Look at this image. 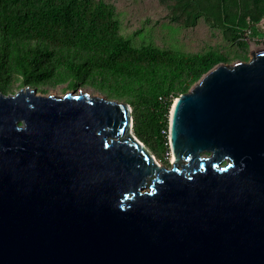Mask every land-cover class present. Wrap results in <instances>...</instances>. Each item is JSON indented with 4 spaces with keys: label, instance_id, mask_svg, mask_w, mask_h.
Masks as SVG:
<instances>
[{
    "label": "water",
    "instance_id": "95a60500",
    "mask_svg": "<svg viewBox=\"0 0 264 264\" xmlns=\"http://www.w3.org/2000/svg\"><path fill=\"white\" fill-rule=\"evenodd\" d=\"M172 102L159 163L127 102L0 91V264H264V46Z\"/></svg>",
    "mask_w": 264,
    "mask_h": 264
},
{
    "label": "trees",
    "instance_id": "16d2710c",
    "mask_svg": "<svg viewBox=\"0 0 264 264\" xmlns=\"http://www.w3.org/2000/svg\"><path fill=\"white\" fill-rule=\"evenodd\" d=\"M236 41L247 24L264 14V0H177ZM200 3V4H199ZM199 5V6H198ZM91 0H0V91L42 83L51 88H92L127 102L133 133L153 153H169L168 116L173 100L217 58L208 51L168 52L135 48Z\"/></svg>",
    "mask_w": 264,
    "mask_h": 264
},
{
    "label": "rangeland",
    "instance_id": "374dc122",
    "mask_svg": "<svg viewBox=\"0 0 264 264\" xmlns=\"http://www.w3.org/2000/svg\"><path fill=\"white\" fill-rule=\"evenodd\" d=\"M176 1L91 0V6H100L103 16H111L116 22L117 31L130 38L135 48L150 45L168 52L198 53L208 51L215 58L225 56L227 60L223 61L224 63H232L237 59L248 60L250 50L260 46L259 43L252 44L254 36L259 35L255 27L251 26L252 23L247 24V27L242 29L243 34L239 35L236 41H227L223 37V32L213 27L204 16L198 15L193 21L192 17L195 12L193 13L188 9L182 12L181 8L177 7ZM247 29L250 30L248 33H246ZM14 84L10 92L6 94L14 93L20 89L16 88V83ZM65 85L61 84L51 88L40 83V87H47L46 91L38 90L37 86L29 85V87L33 88L35 93L39 95L49 92L62 95L66 91L73 90L63 89ZM78 89H88V87ZM91 91L95 93L92 88ZM166 154H163V157L157 154L153 155L159 163L169 166L172 161V154Z\"/></svg>",
    "mask_w": 264,
    "mask_h": 264
},
{
    "label": "crops",
    "instance_id": "0c3cea01",
    "mask_svg": "<svg viewBox=\"0 0 264 264\" xmlns=\"http://www.w3.org/2000/svg\"><path fill=\"white\" fill-rule=\"evenodd\" d=\"M251 26L255 27L256 31L259 32V35L254 36L255 38L252 40V44H257L260 36L264 34V14L259 20L252 23Z\"/></svg>",
    "mask_w": 264,
    "mask_h": 264
},
{
    "label": "built area",
    "instance_id": "2783aa9c",
    "mask_svg": "<svg viewBox=\"0 0 264 264\" xmlns=\"http://www.w3.org/2000/svg\"><path fill=\"white\" fill-rule=\"evenodd\" d=\"M249 31H250V30L247 29V30H246V33H248ZM258 43H259V45H260L261 47L264 46V34L260 36V38H259V40H258ZM169 155H170V151H169Z\"/></svg>",
    "mask_w": 264,
    "mask_h": 264
},
{
    "label": "bare ground",
    "instance_id": "6f19581e",
    "mask_svg": "<svg viewBox=\"0 0 264 264\" xmlns=\"http://www.w3.org/2000/svg\"><path fill=\"white\" fill-rule=\"evenodd\" d=\"M258 48H260L261 46H257ZM258 48H253V49H258ZM172 160H173V156H172Z\"/></svg>",
    "mask_w": 264,
    "mask_h": 264
}]
</instances>
